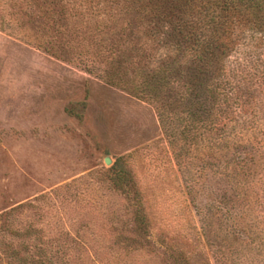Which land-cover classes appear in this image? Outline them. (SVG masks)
I'll list each match as a JSON object with an SVG mask.
<instances>
[{
    "label": "rangeland",
    "instance_id": "rangeland-1",
    "mask_svg": "<svg viewBox=\"0 0 264 264\" xmlns=\"http://www.w3.org/2000/svg\"><path fill=\"white\" fill-rule=\"evenodd\" d=\"M127 1L0 3V264H264V36L234 28L193 122L142 92L163 50Z\"/></svg>",
    "mask_w": 264,
    "mask_h": 264
},
{
    "label": "trees",
    "instance_id": "trees-1",
    "mask_svg": "<svg viewBox=\"0 0 264 264\" xmlns=\"http://www.w3.org/2000/svg\"><path fill=\"white\" fill-rule=\"evenodd\" d=\"M127 2L129 6H140L149 24L154 25L155 35H158L156 42L163 50L155 64H148L149 71L142 73V92L157 98L158 93L168 89L167 97L171 98L170 93L174 90L173 102L185 101L190 121L215 124L217 116L212 112L221 107V98L225 95L224 67L233 48L234 28L246 26L248 31L264 36V0ZM160 102L159 106L165 109L163 100ZM108 171L113 175L115 188L135 207L136 223L145 229L143 205L139 193L132 195L128 189L127 173L118 169L117 164Z\"/></svg>",
    "mask_w": 264,
    "mask_h": 264
},
{
    "label": "water",
    "instance_id": "water-1",
    "mask_svg": "<svg viewBox=\"0 0 264 264\" xmlns=\"http://www.w3.org/2000/svg\"><path fill=\"white\" fill-rule=\"evenodd\" d=\"M106 165H110V161L108 159L105 160Z\"/></svg>",
    "mask_w": 264,
    "mask_h": 264
}]
</instances>
